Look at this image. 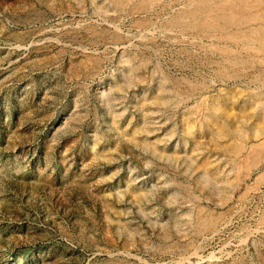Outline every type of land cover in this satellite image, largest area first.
Here are the masks:
<instances>
[{
    "label": "rangeland",
    "instance_id": "1",
    "mask_svg": "<svg viewBox=\"0 0 264 264\" xmlns=\"http://www.w3.org/2000/svg\"><path fill=\"white\" fill-rule=\"evenodd\" d=\"M177 1L0 0V264H264V160L217 133L264 95L186 62Z\"/></svg>",
    "mask_w": 264,
    "mask_h": 264
},
{
    "label": "bare ground",
    "instance_id": "2",
    "mask_svg": "<svg viewBox=\"0 0 264 264\" xmlns=\"http://www.w3.org/2000/svg\"><path fill=\"white\" fill-rule=\"evenodd\" d=\"M109 1L119 10L127 8L133 12L149 11L150 9L153 10V8L155 9V12L157 10L156 5L154 6L147 4L148 2H151L153 0ZM190 1L188 3L185 2L187 4L186 6L183 4L185 7L175 12L174 14L172 13L173 15L171 14L172 16L168 17V19L162 23V26L167 29V32L172 33L171 35L181 37L180 40L178 39V42L182 41V43L184 44V46L181 47V53L185 54V57L187 59L186 62L189 61V59H194L204 68L211 69L214 76L218 78L220 76V80H225L224 77L227 75H230V78H235L237 80L238 78L243 77L244 79H240V82L244 84H256L257 93H260L259 95H264V11H262L264 9L261 8V4H264V0H195V4ZM171 4H173L171 1H166L161 6L159 5V9L165 10L166 7H171ZM143 18L137 21V25L139 24L138 27L148 24L149 21L147 22V19L145 17ZM88 30L91 33L92 42L98 41V37L102 36L103 31H96L94 28L91 27H89ZM188 38H190V40ZM174 40L177 39L175 38ZM203 40H206L207 42L202 43ZM191 47L195 48L189 49ZM186 62L181 63L185 64ZM228 71H233V73H228ZM180 82L181 84L183 82H185V84L187 83L189 89L192 92L193 90H195V88L199 89L201 92L204 90V88H206L205 84H203L202 82L200 83L196 81V84H194L192 80H189L187 77L174 79L173 84L175 85L177 83L178 85ZM254 93V90L250 91V93H247L246 105H248L252 111V113H249L248 117L253 120L250 122L253 131L251 136H249L250 138L248 137L247 139L258 140L256 144H245L246 139H243L241 133L243 131H240L239 129H230L231 126L226 128L224 127L225 125L223 126L222 124V126L218 124L219 127L216 125V128L218 127L217 129H219L217 133L220 132L219 134L221 137L240 136V139L245 142L244 144H236L235 146H233V149L231 148L233 150L231 152L233 153L232 155H241V158L237 163L240 165L239 167L245 168V173H241L243 176L240 174V176H242V180L246 176H249V173L253 167H257L259 163L264 160V128H261L262 126L260 124V121L262 122V119L264 120V113L262 114V112H260L263 116L259 114V108L256 104L258 102L260 103V101H258L256 104L252 103V97H254ZM261 108L264 110V105H261ZM190 127L192 126L190 125ZM211 133L213 135V132ZM261 138H263V140L259 141V139ZM243 171L244 170H242V172ZM206 219H203V221L205 220V224ZM210 220L211 219H209V221ZM198 222H200V220ZM196 224L197 223H195V225ZM205 224H203L202 227L205 226Z\"/></svg>",
    "mask_w": 264,
    "mask_h": 264
}]
</instances>
